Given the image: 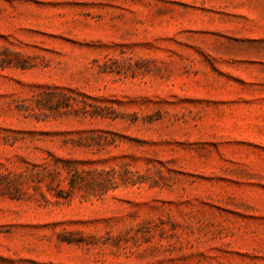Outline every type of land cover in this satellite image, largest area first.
<instances>
[{"label":"rangeland","instance_id":"1","mask_svg":"<svg viewBox=\"0 0 264 264\" xmlns=\"http://www.w3.org/2000/svg\"><path fill=\"white\" fill-rule=\"evenodd\" d=\"M0 264H264V0H0Z\"/></svg>","mask_w":264,"mask_h":264}]
</instances>
